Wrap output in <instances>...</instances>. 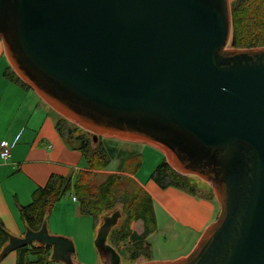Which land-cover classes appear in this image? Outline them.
Returning <instances> with one entry per match:
<instances>
[{
  "label": "water",
  "instance_id": "95a60500",
  "mask_svg": "<svg viewBox=\"0 0 264 264\" xmlns=\"http://www.w3.org/2000/svg\"><path fill=\"white\" fill-rule=\"evenodd\" d=\"M0 42L16 76L94 141L150 146L210 187L219 214L192 251L137 264H264V46L234 48L230 0H0ZM120 218H101V264H120L107 243ZM7 236L0 260L40 244L77 264L46 220Z\"/></svg>",
  "mask_w": 264,
  "mask_h": 264
},
{
  "label": "crops",
  "instance_id": "0c3cea01",
  "mask_svg": "<svg viewBox=\"0 0 264 264\" xmlns=\"http://www.w3.org/2000/svg\"><path fill=\"white\" fill-rule=\"evenodd\" d=\"M9 67L0 42V151L1 144L6 143L9 153L7 160L0 158V220L8 234L22 237L25 225L21 220L20 208L31 203L35 190L45 187L51 176L71 177L74 180L78 172L86 169V164L77 144L58 133L56 113L32 90H26L5 77V71ZM127 143L129 142L104 141L115 159L114 168H109L110 162L104 171L106 174L123 173L130 168L127 163L135 164V158L131 157L140 155V152H135L131 147L139 144ZM150 176L143 181L136 180V174L133 176L137 184L151 197L155 217L154 231L142 240L146 244L144 252L148 253L153 248L150 243L153 234L163 229L180 245L178 249L185 250V253L159 260L173 261L185 257L195 247L203 231L217 219V203L211 196L191 195L171 187L161 189ZM60 212L61 207L56 206L46 220L52 231L56 232L57 226H66L65 219H61L60 224L55 221ZM79 213L78 207L74 220ZM161 218L163 221L159 226ZM94 232L95 227L92 226L91 238L94 237ZM132 233L137 238L144 233L142 221L135 222ZM63 235L70 236L74 241L79 231L75 233L72 229V233ZM126 241L120 243L129 251L135 241ZM8 259H3L0 264L16 263V258ZM138 259L151 262V259L140 256Z\"/></svg>",
  "mask_w": 264,
  "mask_h": 264
},
{
  "label": "trees",
  "instance_id": "16d2710c",
  "mask_svg": "<svg viewBox=\"0 0 264 264\" xmlns=\"http://www.w3.org/2000/svg\"><path fill=\"white\" fill-rule=\"evenodd\" d=\"M231 17L234 48L250 49L264 46V0H234L231 4ZM5 77L30 90L10 67L5 71ZM55 122L58 133L77 144L86 169L78 172L74 180L71 177L51 176L45 187L38 188L32 194L31 203L20 208L23 224L32 230L39 229L42 222L50 216L55 205L70 192L76 197L80 213L94 218L102 217L105 212L113 210L120 204L124 210L122 212L124 222L121 228L111 230V239L116 243L126 240L135 241L129 256L130 261L135 262L141 254H146L144 252L146 244L142 240L155 228L151 197L135 180L138 186L136 190L125 192L124 188L125 190L127 188L122 173L108 174L100 182L97 179V172L104 171L112 159L104 141H101L100 147L92 146L88 139L75 136V128L72 129V125L57 114ZM131 158H135L132 171V175L135 176L141 166V156L136 155ZM191 178L193 177L182 176L173 171L165 159L158 164L150 176V179L161 189L171 187L196 195L197 191L191 184ZM120 189L124 193H121ZM137 221H142L144 224V233L138 238L130 229V226ZM7 234L0 220V251L7 243ZM49 256V247L32 244L16 251L15 264H57L52 262Z\"/></svg>",
  "mask_w": 264,
  "mask_h": 264
},
{
  "label": "rangeland",
  "instance_id": "374dc122",
  "mask_svg": "<svg viewBox=\"0 0 264 264\" xmlns=\"http://www.w3.org/2000/svg\"><path fill=\"white\" fill-rule=\"evenodd\" d=\"M233 1L234 0H230V6H231ZM71 125H72V129L75 128L74 135L79 136L80 138L84 137V138L88 139L92 146H96V147L99 146L100 147L101 141H110L111 143L121 142V141L123 142V140H119V139H115V138H107V137H99L94 141V137L92 134L80 129L79 127H77L73 124H71ZM124 142H128V141H124ZM129 143H131V142H129ZM129 143H127V144H129ZM132 143H134V142H132ZM136 144H139V145H133L131 147V148L136 150L135 152L139 151L140 155H141V159H140L141 160V166H140V169L136 173V180L143 181L144 178H148L153 173L154 169L164 159V156L158 150H156L150 146H147V145H144L141 143H136ZM134 165H135L134 163L130 164V168L125 170L121 175L125 179L124 184H125V187L127 188L126 190L124 188L125 192L126 191L132 192V191L136 190L137 184L134 182L133 175H132ZM114 166H115V159L112 158V161H111L109 168L112 169V168H114ZM104 171L97 172V179L100 182L104 179L105 176L108 175ZM190 180H191V184L193 185L194 189L197 191L196 195L203 196V197H205V196H212L213 197V194L211 192L210 187L205 182L199 180L196 177H193ZM120 191H121V193H124L121 189H120ZM70 193L63 196V198L55 205V207L56 206L61 207V212L59 214H57L55 221L57 222V224H60V220L65 219L66 226H64V227L63 226H57L55 228L56 232L61 233V234H57L55 231H52L47 226L48 231L52 235L64 236V237L71 238L70 236H66L63 234L72 233V229L75 231V233L78 230L79 235L77 236V238H75V240H74L75 242L72 240L74 245H75V250H76L75 262L77 264H101L100 259L98 257V254H97V252L94 248V245H93L95 236L97 234L98 228H99L101 221H102L101 218L105 215H110L112 212L118 210L121 213V218L119 219L117 225L113 228V230H115L117 228H121L123 225V222H124V215L122 213L124 211L123 206H121L119 204L113 210H111L109 212H105L103 215H101L102 217H98V218H94V217H91L89 215H83V214L79 213L78 217H76L77 219L74 220V213H75L76 209L78 208V203H73L70 200V198H71ZM218 209H219V207H218ZM61 213H64V214L61 215ZM79 218H81V219H79ZM162 221L163 220L161 218V220H159V226L162 225ZM67 223H68V225H67ZM92 226H93V228L95 227V232H94L95 235L93 238H91L92 237L91 236ZM134 226H135V222L132 224V226H130V229L133 230ZM111 235L112 234L110 233L108 236V239H107V243L110 244L113 248H115V250L118 252V254L120 256V264L143 263V260L139 261V259L136 260L135 262H131L129 259V256H130V253H132V249L128 251V249L125 248L126 246H122L120 242H118V243L113 242L111 239L112 238ZM151 240H150V243L153 245V248L151 247V249L149 250L148 253L141 254L140 257L143 259H151V262H165L166 260H159V259H163L166 257L172 258V257H175L176 255H178L180 253H185V250H179L178 249L180 247V245L175 243L173 241V239H171L168 236L167 232L163 229H160L157 233L153 234V237ZM122 242H124V241H122ZM13 257L16 258V251L10 253L4 259L9 258L8 260H11ZM2 260H0V261H2ZM145 262H149V261H145Z\"/></svg>",
  "mask_w": 264,
  "mask_h": 264
},
{
  "label": "built area",
  "instance_id": "2783aa9c",
  "mask_svg": "<svg viewBox=\"0 0 264 264\" xmlns=\"http://www.w3.org/2000/svg\"><path fill=\"white\" fill-rule=\"evenodd\" d=\"M0 158L2 160H7L9 158V153L6 149V143L1 144ZM71 200L73 202H77L76 197L74 195H71Z\"/></svg>",
  "mask_w": 264,
  "mask_h": 264
}]
</instances>
